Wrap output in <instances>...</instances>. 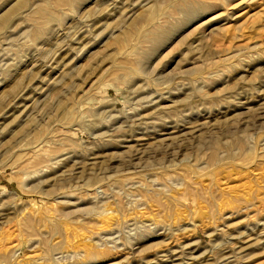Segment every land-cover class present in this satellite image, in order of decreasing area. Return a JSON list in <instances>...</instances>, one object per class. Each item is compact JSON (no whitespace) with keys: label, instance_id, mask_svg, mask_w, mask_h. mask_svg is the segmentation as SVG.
Masks as SVG:
<instances>
[{"label":"rangeland","instance_id":"rangeland-1","mask_svg":"<svg viewBox=\"0 0 264 264\" xmlns=\"http://www.w3.org/2000/svg\"><path fill=\"white\" fill-rule=\"evenodd\" d=\"M0 264H264V0H0Z\"/></svg>","mask_w":264,"mask_h":264}]
</instances>
